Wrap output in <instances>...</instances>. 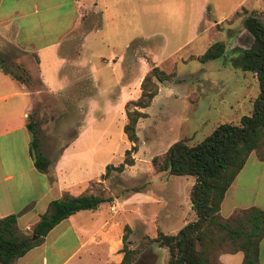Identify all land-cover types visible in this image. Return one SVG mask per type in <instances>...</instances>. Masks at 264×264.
Returning <instances> with one entry per match:
<instances>
[{
    "label": "rangeland",
    "instance_id": "374dc122",
    "mask_svg": "<svg viewBox=\"0 0 264 264\" xmlns=\"http://www.w3.org/2000/svg\"><path fill=\"white\" fill-rule=\"evenodd\" d=\"M92 1L80 0V7L87 11L83 12L86 19L80 27L82 43L77 41L78 46L82 44L78 59L89 61L95 78L88 109L84 103L87 85L82 69L64 80L60 91L54 90L53 81L48 83L54 86L53 91L59 92L48 93L38 84L36 70L29 71L22 62H17L20 53L4 41L0 42V59L15 74H22L17 66L29 71L32 76L29 89L41 90L33 96L28 120L33 124L30 138L37 141L42 156L51 161L64 145L80 134L86 143L85 149L93 152L96 169L101 162L119 164L124 150L130 146L122 132L126 121L123 105L138 96L139 88L135 84L138 78L141 80L144 69L148 70L152 63L165 73H173L158 82L155 95L143 109L146 117L136 122L137 149L132 154L133 164L121 172L109 168L104 179L110 198L109 210H118V216L128 223L127 239L132 247L143 234L154 231L155 226L163 232L175 233L192 213L188 207V191L193 177L155 172L150 166L151 157L179 139L192 145L218 122H237L250 111L257 93L255 76L233 68L229 59L238 53L237 48L247 47L250 42L242 25L241 7L258 11L264 23V0H127L126 4L116 5L121 12L119 27L110 33L101 24L97 11L88 6ZM131 3L136 6L135 11H131ZM235 11L238 14L233 15ZM126 40H132L128 50L123 47ZM215 40L224 42L223 54L203 63L198 61L197 57ZM123 54L127 61L126 87L118 89L123 86L118 75V60ZM114 83L118 86L109 90ZM91 185L94 191L102 187V184ZM132 187H143L140 197L151 200L136 206L134 202L122 203V196L129 194ZM136 208L137 214L144 212L143 226L135 223ZM159 212L162 215L155 225L150 218ZM165 213L170 215L168 219ZM239 241L229 243L223 252H232ZM166 257V250L153 243L136 256L133 264H165Z\"/></svg>",
    "mask_w": 264,
    "mask_h": 264
},
{
    "label": "crops",
    "instance_id": "0c3cea01",
    "mask_svg": "<svg viewBox=\"0 0 264 264\" xmlns=\"http://www.w3.org/2000/svg\"><path fill=\"white\" fill-rule=\"evenodd\" d=\"M127 2L93 0L88 6L97 11L101 24L110 33L111 29L119 27L121 12L116 5ZM79 3L80 0H0V42H7L18 50L20 56L16 61L22 62L29 71L35 69L40 86L48 93H59L51 87L56 86L54 90L60 91L70 76L80 73V69L85 71L87 95L82 103L88 109L95 78L89 61L78 59L82 44L78 46L77 43L83 40V34L76 32L86 19L83 12L87 11ZM130 9L135 11L134 3H131ZM131 41H124L123 47L128 50ZM124 55L118 60V75L123 82L118 89L126 87L127 61ZM146 71L144 69L143 74ZM60 75H63V80ZM52 81L54 86L48 84ZM139 82L140 78L135 87L139 88ZM116 86L117 83H114L109 90ZM35 94L38 93L0 69V217L14 214L16 227L22 232L30 230L48 203L63 192L70 195L84 191L93 193V183L97 186L102 184L105 196L108 195L105 178H101L108 163L101 162L96 169L93 152L85 149L86 143L80 134L64 145L51 161L48 160L46 169L38 170L34 166L28 150L30 133L26 122ZM142 191L144 188L140 187L122 196V203L134 202L135 206L147 204L151 199L140 197ZM188 207L191 210L190 202ZM249 207L264 213V145L248 154L242 168L224 192L219 214L225 218L232 211ZM136 212L137 208L134 210L135 223L143 226L144 212ZM160 212L150 218L155 225L160 220L158 216L162 215ZM191 212L189 220L194 218ZM166 213L168 219L170 215ZM126 223L118 216V210H109V202H101L94 209L78 210L60 220L39 244L14 258L10 264H67L71 260L72 264L117 263L121 257L122 226ZM157 227L152 232L144 233L153 235ZM257 254L258 264H264V231L258 242ZM242 256L240 250L221 252L217 260L220 264H240Z\"/></svg>",
    "mask_w": 264,
    "mask_h": 264
},
{
    "label": "trees",
    "instance_id": "16d2710c",
    "mask_svg": "<svg viewBox=\"0 0 264 264\" xmlns=\"http://www.w3.org/2000/svg\"><path fill=\"white\" fill-rule=\"evenodd\" d=\"M241 11L244 13L243 28L249 33L252 41L247 48H237L238 53L232 56L229 62L233 68L251 72L255 76L257 93L251 101L250 111L241 115L237 122H218L204 138L192 145L186 144L183 139L176 140L164 152L150 159V166L155 172L193 177L188 199L194 218L173 234L164 233L159 229H156L154 236L143 234L132 247L127 239L130 227L123 225L120 260L107 264H133L136 256L153 243L166 250L165 264H218V254L236 239L240 241L230 251L242 252L240 264H258L257 247L264 231L263 211L249 207L232 211L225 218L219 214L224 192L242 168L248 154L264 145V23L255 9L247 11L241 7ZM236 14L238 11L233 13ZM81 31L83 30H78L79 33H82ZM223 51L224 42L215 40L209 43L197 58L203 63L220 57ZM2 62L4 60L0 59V69L29 89L31 73L17 66L22 74H15L6 69ZM172 75L173 73H165L152 63L149 65L139 82L138 96L127 100L123 105L126 121L122 132L130 146L124 150L119 164L105 165L101 178L109 174L111 167L121 172L126 166L133 164L132 154L137 149L136 122L146 117L143 109L155 95L158 82ZM30 114L31 112L27 114L26 127L32 136L33 124L28 120ZM28 150L34 166L38 170L46 169L48 160L42 156L35 139L30 138ZM139 188L132 187L130 190L137 191ZM109 200L103 188L93 193L84 191L78 195L63 192L60 197L48 203L46 210L32 224L29 234L17 229L14 214L0 217V264H10L14 258L39 244L43 236L68 215L78 210L94 209L101 202Z\"/></svg>",
    "mask_w": 264,
    "mask_h": 264
},
{
    "label": "water",
    "instance_id": "95a60500",
    "mask_svg": "<svg viewBox=\"0 0 264 264\" xmlns=\"http://www.w3.org/2000/svg\"><path fill=\"white\" fill-rule=\"evenodd\" d=\"M247 35L250 36L248 32H247ZM251 41H252V38H251V36H250V42H249V45H250ZM249 45H248L247 47H249ZM247 47H246V48H247ZM244 48H245V47H244Z\"/></svg>",
    "mask_w": 264,
    "mask_h": 264
},
{
    "label": "built area",
    "instance_id": "2783aa9c",
    "mask_svg": "<svg viewBox=\"0 0 264 264\" xmlns=\"http://www.w3.org/2000/svg\"><path fill=\"white\" fill-rule=\"evenodd\" d=\"M111 209H112V206H111Z\"/></svg>",
    "mask_w": 264,
    "mask_h": 264
}]
</instances>
